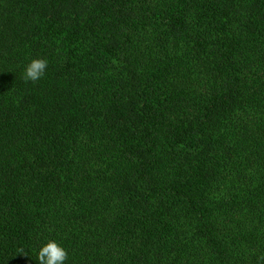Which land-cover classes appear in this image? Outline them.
Instances as JSON below:
<instances>
[{
  "label": "trees",
  "instance_id": "trees-1",
  "mask_svg": "<svg viewBox=\"0 0 264 264\" xmlns=\"http://www.w3.org/2000/svg\"><path fill=\"white\" fill-rule=\"evenodd\" d=\"M48 238L264 264V0H0V264Z\"/></svg>",
  "mask_w": 264,
  "mask_h": 264
},
{
  "label": "clouds",
  "instance_id": "clouds-1",
  "mask_svg": "<svg viewBox=\"0 0 264 264\" xmlns=\"http://www.w3.org/2000/svg\"><path fill=\"white\" fill-rule=\"evenodd\" d=\"M48 69V61L44 58H34L26 65L23 72V79L28 81H38L45 76ZM24 254V249L19 250ZM39 264H66L68 261V251L59 240L48 238L37 252Z\"/></svg>",
  "mask_w": 264,
  "mask_h": 264
}]
</instances>
